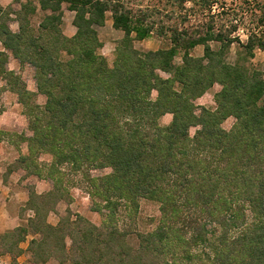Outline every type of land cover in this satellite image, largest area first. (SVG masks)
<instances>
[{"label":"trees","instance_id":"obj_1","mask_svg":"<svg viewBox=\"0 0 264 264\" xmlns=\"http://www.w3.org/2000/svg\"><path fill=\"white\" fill-rule=\"evenodd\" d=\"M14 1L19 9L0 4V43L33 68L36 91L4 67L8 55L0 50V76L30 132L0 129V142L8 138L19 153L8 171L23 169L50 188L27 187L32 214L0 234V256L21 264L19 245L31 234L25 264H264V70L246 64L264 41L250 33L240 42L230 36L237 25L215 29L213 21L190 31L180 27L186 14L176 22L175 11L135 8L129 0ZM63 3L73 12L70 36L61 27ZM107 12L123 32L111 63L99 51ZM152 35L166 45H135ZM233 41L242 51L228 62ZM198 45L202 54H192ZM215 84L214 105L197 104ZM166 113L170 122L160 124ZM74 187L83 188L100 223L69 208L55 224L47 221L58 202H71ZM141 199L157 203L159 217L133 245L127 237Z\"/></svg>","mask_w":264,"mask_h":264},{"label":"rangeland","instance_id":"obj_2","mask_svg":"<svg viewBox=\"0 0 264 264\" xmlns=\"http://www.w3.org/2000/svg\"><path fill=\"white\" fill-rule=\"evenodd\" d=\"M27 0H20V2H26ZM35 1L36 0H30ZM184 8L179 7V3L176 0H129V4L134 6L135 8H150V10H156L162 14L170 13L175 11V19H181V16L187 15L188 21L184 25H180V27H188L190 31L195 30L198 27H206L208 23L211 21L214 22L215 29H228L232 28V25H237L236 30L231 33L230 36L238 37L240 42L245 43L247 41L248 35L250 33L255 34L257 37L261 38L264 41V0H184ZM14 5L12 7L14 9H19V2L13 1ZM63 18H62V31L64 34L70 36L74 33L75 27L72 24L73 12L67 9V4L63 3ZM181 14V15H179ZM42 16L41 12H37L35 16H33L32 22L36 24ZM158 17L159 14H156ZM161 16V15H160ZM159 16V17H160ZM165 22L166 18L162 17ZM205 26V27H204ZM202 29V30H203ZM99 38L103 42V46L99 50L102 53L109 63L114 59V49L116 43L119 39L122 38L123 32L119 29H115L112 25V19L110 12L106 13V20L103 26L98 27ZM135 45L138 48L142 49H156L161 46L166 45V41L163 38H160L156 35H152L142 41L135 42ZM211 46L213 48H217V43L211 42ZM242 51V48L239 46L237 41H233L229 46L228 50L225 53V61L234 62L239 56L238 52ZM203 52L202 45L196 46L191 50V53L194 55H201ZM177 60H179L177 58ZM246 64H250L252 66L258 67L264 70V49L255 48L253 57H248ZM22 80L25 82L27 87L35 88V81L33 78V68L27 64H24L19 72ZM220 86L214 85L212 89L208 91V93H204L202 99L197 101L199 105L205 106H213V92L219 89ZM16 95V94H15ZM17 97V95H16ZM14 99L12 97H8L6 100L0 101V110L4 108V104L7 102V106L14 109V113L10 114V118L12 122L15 124L14 128L7 129L8 132H23L26 135H30V132L27 129V118L24 115H18L21 113L22 106L14 105ZM36 101L42 104L45 101V97L41 94H37ZM18 110V111H17ZM170 115H166L160 119V124H168L171 120ZM234 122L233 117L227 118L222 126L225 129H229ZM19 130V131H18ZM195 131V127L190 128V133L193 134ZM5 140L9 141L8 138L5 137ZM25 143L21 144V147H25ZM5 147V146H4ZM11 156V155H10ZM42 160H48V155H42L40 157ZM110 169L106 168L102 171L95 170L93 174H100L109 172ZM16 178H21L19 173L15 174ZM20 180V179H19ZM48 181L42 182L39 188H45L47 186ZM34 186L31 183V180L25 181L24 187L27 193V187ZM50 186V184H49ZM35 187V186H34ZM36 190V189H35ZM71 194L73 199L70 203L66 201H60L57 203L55 212H51L47 221L49 223L55 224L59 217L66 213V209L69 208L72 212H78L85 217L89 218L92 222L98 224L100 223V217L96 212L90 210V200L87 194L83 191L82 187H74L71 189ZM27 201V200H26ZM25 203L17 208V213L19 215V220L17 225L25 224L26 219L32 214L30 210H27L25 207ZM159 210L158 204L146 200L141 199L139 201V209L137 213V218L134 223V233L129 234L127 240L131 244H136L137 242V232H146L152 230L158 220ZM15 225V226H17ZM14 226V227H15ZM13 228V227H12ZM11 229V228H9ZM8 230V229H6ZM4 230V231H6ZM3 231V232H4ZM2 233V232H1ZM0 233V234H1ZM33 238V235L29 234L25 242L20 243V248L22 249L21 253L18 255L17 260L21 264L27 263L29 258V253L27 251L28 241ZM13 261V257L9 254H4L0 256V264H11ZM44 264H58L54 258H50Z\"/></svg>","mask_w":264,"mask_h":264},{"label":"crops","instance_id":"obj_3","mask_svg":"<svg viewBox=\"0 0 264 264\" xmlns=\"http://www.w3.org/2000/svg\"><path fill=\"white\" fill-rule=\"evenodd\" d=\"M13 1L14 0H0V4L2 6L14 5ZM32 2L37 4V1L36 2L32 1ZM9 26L13 31H17L18 29V24L16 21H11L9 23ZM0 50L5 51L8 55L7 63H5L4 67L7 70H13L15 71V73L19 74L20 69L23 67V65L21 66L17 61V59H15L8 51H6L3 48L1 43H0ZM27 88L29 90L36 91L35 88L32 87H27ZM208 91L206 93H208ZM152 95L155 96L156 92L153 91ZM8 97H12L14 99L13 101L14 105H19L15 93H13L8 89L5 80L2 78V76H0V101H3V99L6 100ZM202 97L203 95L197 98L196 103L197 101H200ZM13 113H14V109L12 108V106L8 107L6 102L4 104V108L0 110L1 130L14 128L15 124L12 122V119L9 116L10 114ZM18 115L21 116L23 114L22 113L19 114L18 112ZM166 115L171 116L170 113H166L163 116H161L160 119H162V117ZM160 119L159 121H161ZM21 152L22 153L26 152V145L25 147H21ZM18 155H19L18 151L9 141L2 140L0 142V233L6 229L12 228L15 225H17L18 220L20 219L17 213V208L23 205L24 202H26L27 200V193L24 187L25 181L31 180V183L34 184L36 192L38 193L46 191L50 188L49 186L50 183L49 184L47 183V186H45V188H39L41 183L45 182V180L38 179L33 175L26 176L25 171L23 169L18 168L8 171V166L14 162V160L18 157ZM16 173H19L21 177L19 178L20 180L15 177Z\"/></svg>","mask_w":264,"mask_h":264}]
</instances>
